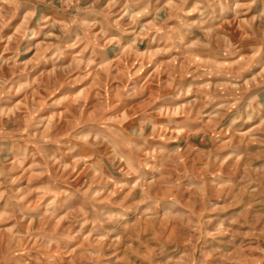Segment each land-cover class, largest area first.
Segmentation results:
<instances>
[{"label":"rangeland","instance_id":"1","mask_svg":"<svg viewBox=\"0 0 264 264\" xmlns=\"http://www.w3.org/2000/svg\"><path fill=\"white\" fill-rule=\"evenodd\" d=\"M107 2L0 0V190L8 194L0 200V220L4 225H18L21 232L15 242L0 232V264H264L259 246L264 241V107L254 104L256 111L244 112L255 95L264 106V75L259 71L264 67V27L257 21L254 27L259 36L250 35L242 20L236 21L229 14L217 22L212 34H202L214 51L236 46L243 49L244 59L232 67L214 66L211 59L201 61L200 55H194L200 41L185 50L183 58L161 54L159 38L156 46L149 43L154 29L160 27L151 18L135 32L142 41L138 51L126 43L113 55L116 46L108 37L121 35L130 42L131 35L123 30L133 26L113 20L108 35H101L100 27L91 21L107 15ZM197 2L187 0L184 7L191 8ZM153 5L161 16L167 12L172 17L168 25L171 32L173 25H178L176 11L167 8V0H153ZM33 6L36 15L30 17ZM258 8L264 4L253 6L249 17ZM42 12L51 17L48 24L55 22V27L37 25ZM198 18L197 13L189 17ZM85 20L89 22L85 24ZM33 29L39 33L34 38ZM222 33L232 36L233 42L224 41ZM104 50L109 60L100 64ZM81 57L97 59V64L81 69ZM197 64L201 65L199 72ZM81 71L85 74L80 75ZM233 77L239 78V90L229 86ZM204 80L211 87L201 89L197 84L187 109L172 118L176 123L171 129L152 130L149 139L153 145L176 146L178 150L163 163L165 173L147 185L132 187L135 178L122 165L106 169L103 176L92 175L82 160L93 155L110 158V149L92 151L102 147L98 145L82 148L78 159L66 155L64 159L72 165L68 175H58L49 164L48 157L61 151L60 144L67 143L79 128L113 124L127 129L160 103L162 96L172 95L174 85ZM21 85L25 87L21 89ZM130 88L131 95H125ZM81 90L83 95L78 96ZM209 95L218 99L206 103ZM237 99L239 103L232 108ZM56 100L59 105L53 104ZM249 114L251 121L247 120ZM42 115L49 118V125L37 135L33 125ZM154 115L162 123L169 119L166 112ZM236 116L243 119L231 124ZM53 121L58 125L51 132ZM115 135L120 137L121 132ZM233 151L243 153L244 158L226 159ZM149 155L144 152L143 158ZM151 157L155 160V149ZM45 165L46 174H40ZM217 176L233 178L234 183L213 187ZM97 184L107 191L94 201L93 210L87 198ZM56 185L76 190L72 207L67 197L55 191ZM257 185L259 190L252 191ZM17 199H22V215L14 210ZM49 201L51 213L44 210ZM150 202L155 204L152 215L147 216L144 209ZM169 202L188 215L171 218V213L164 212ZM109 210H123L129 220L109 224L102 217ZM46 238L57 243L49 247ZM216 240L226 242L223 250L212 246Z\"/></svg>","mask_w":264,"mask_h":264},{"label":"clouds","instance_id":"2","mask_svg":"<svg viewBox=\"0 0 264 264\" xmlns=\"http://www.w3.org/2000/svg\"><path fill=\"white\" fill-rule=\"evenodd\" d=\"M51 3V0H38V3ZM69 0H61L62 4L68 3ZM264 4V0H198L191 8H185L184 5L187 4V0H167V8L176 11V16L178 19V25H173V30L169 32L168 25L172 17L167 15L165 12L164 16L160 15L158 8H154L153 0H108L107 5V15L101 16L98 19H93L91 22L97 24L100 27L101 35H108V32L111 31L114 26L110 21H124L127 24L133 26L132 29L123 30L125 34L131 35L130 42H126L121 35L113 34L109 38L110 43L114 44L116 47L113 49V55H118L119 50H123L126 43H130L133 51H138V44L141 43L140 39L135 36V32L141 31L140 25L148 18H151L155 24L160 25L159 28H155L153 35L149 41L153 46L157 45L158 38L160 40V46L158 51L161 54L168 52L170 55H176L178 58H183L185 50H190V46L196 41H200V47L197 50H194V55H200L201 61H206L208 59L212 60L214 66L220 68L232 67L240 63L244 59V56L241 54L243 49L239 46L233 47L231 49H221L220 51H214L212 44L208 40L203 38L204 33L212 34L215 31V25L218 21L226 20L228 15L231 14L236 21L242 20V25L248 30L250 35L259 36V31L257 27H254L259 22L260 27H264V8H258L255 15L249 17V13L252 12L253 6L257 3ZM79 11V9H78ZM193 13L198 14V19H189ZM30 17L36 15V8L33 6L28 12ZM51 17L45 13H41L40 18L36 21L37 25L41 24L44 27H55V22L51 25L48 24V21ZM89 21L85 20L84 23L87 24ZM43 28L41 29V32ZM117 32L121 31V28H116ZM53 33L48 32L47 35L51 36ZM32 37H36L39 33L36 29L32 30ZM222 39L228 41L229 43L233 42V37L229 36L226 33H222ZM171 37V40H169ZM256 44H259L260 41L257 39ZM238 44V42H237ZM253 46V45H248ZM264 48V44L261 45ZM210 54V55H208ZM97 54L94 52V56ZM109 57L107 50L103 51V54L99 56V63L103 64L105 61H108ZM155 62V61H154ZM97 64V59L85 60L83 57L80 58V67L81 69L86 64ZM201 65L197 64L195 66L196 71L199 72ZM260 74L264 75V67H260ZM83 71L80 72V75H84ZM233 82L230 83V87L235 90L241 88V83L238 77H233ZM197 84L201 89H209L211 84L209 81L204 80L200 82L192 81L187 84L178 83L174 85V92L170 96H162L161 102L156 104L149 113L140 116L137 120L133 121L127 129L121 130L113 124L101 125L96 124L89 127H81L74 133H71L68 137L67 143H61V151L53 152V154L48 157L49 164L51 167L55 168L57 174L63 173L65 175L70 174L71 167L64 157L70 155L72 159H78L81 154V149L86 148L91 145L102 146L100 148H95L93 152L107 151L110 149L108 159L102 157L98 158L96 156H91L89 160H82L81 163L88 167L89 172L92 175L103 176L106 169L114 170L117 165H122L132 172L134 176V183L132 187L147 185L151 180L155 179L157 175H163L165 169L163 168V163L166 161V158L171 153H174L178 150L176 146L169 147L167 145L155 144L150 141L149 137L152 133V130L155 128L157 131L159 128L164 127L166 129H171L175 125V120L172 119L181 114L182 111H185L189 106L188 98L196 92ZM24 85H21V89L24 88ZM136 87L133 85V88ZM164 84H161V89L163 90ZM18 92L20 89L17 90ZM132 89H129V92L125 95H131ZM78 96L83 95V90L76 93ZM203 99V97H200ZM218 98L209 95L207 97L206 103L212 104ZM260 97L259 95L253 96L248 104L244 108L245 113H252L256 111L253 109L255 104L257 108H261L258 104ZM180 101H183L182 103ZM239 100H235L231 107L235 108ZM54 105H59L60 101H53ZM220 106H223L221 102ZM124 105L121 106L123 110ZM215 111V108L213 109ZM157 112H166L169 119L166 123H162L156 118L154 113ZM257 116L260 115L259 112L256 113ZM109 116H106L105 119H108ZM252 115L247 116V120H252ZM243 119V116L233 117L231 124H235L238 120ZM49 125V118L47 116H40V118L33 125V130L39 135L41 129L47 128ZM58 125V121H53L50 131L54 132L55 128ZM114 129L113 132H110L109 129ZM177 130H181L177 127ZM115 132H121V136L117 137ZM107 146V147H103ZM131 146V147H129ZM155 149L156 158L152 159L151 153ZM138 150V151H137ZM148 152L150 155L147 159L143 158V153ZM47 156V152H45ZM140 157L138 160L137 157ZM243 153H238L233 151L230 153L226 159H243ZM264 167V165H261ZM47 165L43 166L40 174H46ZM0 176H3V172L0 171ZM193 181L189 178V183ZM234 183L233 178L224 179L223 177L217 176L213 179V187H222L231 185ZM252 181H249L251 185ZM2 189V185H0ZM252 191H258L259 185L256 189H251ZM55 191L62 193L68 200V206L72 207V203L77 197L76 190L72 187H61L60 185L55 186ZM107 191L104 185L97 184L93 187V190L90 192L87 201L89 205L95 210V200L102 198L103 194ZM8 195L5 191L0 190V200L4 199ZM55 198V193H53ZM51 204L52 201H49V204L45 206V211L51 213ZM155 202H150L149 207L144 209V214L147 216L152 215V206ZM215 206V205H214ZM19 214H24V208L22 207V199L16 200V207L14 209ZM62 211V210H60ZM164 212L171 213V218H183L188 214L182 210H177L175 202H169L168 205L164 208ZM2 216V214H0ZM103 220L111 224L117 221H128L129 217L126 213L121 211H104L102 213ZM63 218V217H61ZM223 226V225H221ZM81 227H84V222H81ZM95 228V225H93ZM112 231H116V228H113ZM0 232L6 233L11 236L13 242H15L18 237L21 236L19 227L16 224L4 225L2 220H0ZM225 235H228L227 230ZM104 238L103 236L101 237ZM47 245L50 247L52 244L57 243L56 239L46 238ZM226 242L223 240H216L213 247L220 248L223 250L224 244ZM261 251L264 252V241L259 243ZM11 250V249H10ZM164 249L161 248V254H163ZM94 255L95 253H90ZM16 264H20V261H16Z\"/></svg>","mask_w":264,"mask_h":264}]
</instances>
